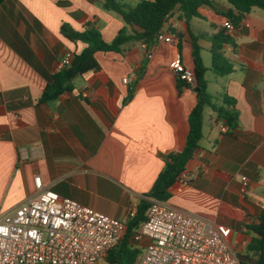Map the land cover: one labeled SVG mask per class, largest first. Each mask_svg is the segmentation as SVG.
Masks as SVG:
<instances>
[{
    "label": "crops",
    "instance_id": "crops-1",
    "mask_svg": "<svg viewBox=\"0 0 264 264\" xmlns=\"http://www.w3.org/2000/svg\"><path fill=\"white\" fill-rule=\"evenodd\" d=\"M211 1L198 17L172 12L176 28L165 30L172 42H136L121 54L97 52L100 70L76 75L70 91L47 102L40 99L58 62L85 48L66 39L61 25L81 31L93 24L111 42L125 24L101 7L102 0L0 5V215L35 191L39 175L58 195L128 220L166 156L185 145L196 93L178 89L171 64L180 57L193 71L196 44L207 68V92L218 106L225 105L224 97L235 100L238 125L222 132L224 122L205 107L202 138L183 172L185 181L170 186L167 202L229 227L230 246L243 264L253 263L256 254L247 248L256 237L251 227L264 210V10L253 8L228 31V0ZM214 49L220 55L215 65ZM206 108L212 110L207 121ZM243 176L250 181L245 194Z\"/></svg>",
    "mask_w": 264,
    "mask_h": 264
},
{
    "label": "built area",
    "instance_id": "built-area-1",
    "mask_svg": "<svg viewBox=\"0 0 264 264\" xmlns=\"http://www.w3.org/2000/svg\"><path fill=\"white\" fill-rule=\"evenodd\" d=\"M176 22L169 14L156 40L172 42L165 30L175 29ZM224 27L235 29L230 21ZM71 62V55L61 59L58 71ZM171 69L178 80L194 86L193 71L185 68L180 57L173 59ZM220 130L227 132L229 127L222 123ZM178 180L185 181L184 173ZM241 180L245 194L250 181L246 176ZM34 184L30 196L0 215V264H109L106 256L123 239L125 222L58 195L39 175ZM148 200L145 221L133 235V242L142 245L135 264H243L230 246L229 227L176 209L167 201ZM136 212L137 208L131 209L128 218Z\"/></svg>",
    "mask_w": 264,
    "mask_h": 264
},
{
    "label": "trees",
    "instance_id": "trees-1",
    "mask_svg": "<svg viewBox=\"0 0 264 264\" xmlns=\"http://www.w3.org/2000/svg\"><path fill=\"white\" fill-rule=\"evenodd\" d=\"M4 1L0 0V5ZM211 3V0H137L132 4H125L119 0H102L101 7L119 15L125 26L118 31L111 42H106L99 29L93 24H86L81 31L74 30L68 24H62L61 34L71 42H82L85 44V48L72 56L69 67L59 70L53 75L51 82L46 85L42 93L40 102L56 99L62 93L70 91L72 89L71 80L76 75L99 71L100 65L95 58L97 52L121 54L124 53L128 45L136 42L149 46L156 41V35L164 27L166 17L174 10H178L180 18L189 19L198 17V9L201 6L211 5ZM228 4L230 8L226 13V18L236 25L242 16L248 14L253 8L264 10V0H228ZM135 27L140 30L134 29ZM223 41H231V38L225 37ZM217 50L213 51L212 62L214 65L220 58ZM192 56L194 62V86L192 88L196 93V104L187 118L188 131L185 145L180 151L166 156L162 171L151 189L145 194L146 198L138 204L136 215L125 221L126 232L123 239L108 252L106 262L109 264H135L141 249L133 242V235L145 221V213L150 204L148 199L167 201L170 198V186L185 171L187 163L202 138L205 107H211L216 118L228 127L233 129L238 125L235 100L224 97L225 105L218 106L213 103L212 96L207 92L205 79L207 68L200 58L199 48L196 44L193 46ZM184 87L190 88L187 83L178 80V89L182 90ZM258 220V223L251 227L256 237L247 247L248 251L256 254L252 264H264V210Z\"/></svg>",
    "mask_w": 264,
    "mask_h": 264
},
{
    "label": "rangeland",
    "instance_id": "rangeland-1",
    "mask_svg": "<svg viewBox=\"0 0 264 264\" xmlns=\"http://www.w3.org/2000/svg\"><path fill=\"white\" fill-rule=\"evenodd\" d=\"M208 79H210V82H211L210 90H212V86H213L212 79L209 76H208ZM209 115H212V110L210 108H206V110H205V119H206V121L209 119ZM136 246H138L139 248H141L142 245L141 244H138Z\"/></svg>",
    "mask_w": 264,
    "mask_h": 264
},
{
    "label": "water",
    "instance_id": "water-1",
    "mask_svg": "<svg viewBox=\"0 0 264 264\" xmlns=\"http://www.w3.org/2000/svg\"><path fill=\"white\" fill-rule=\"evenodd\" d=\"M155 40H156V38H155Z\"/></svg>",
    "mask_w": 264,
    "mask_h": 264
}]
</instances>
